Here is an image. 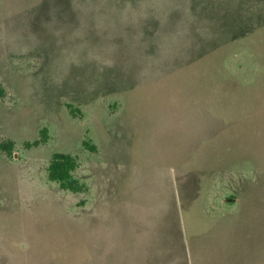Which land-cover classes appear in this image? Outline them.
<instances>
[{
	"label": "rangeland",
	"instance_id": "374dc122",
	"mask_svg": "<svg viewBox=\"0 0 264 264\" xmlns=\"http://www.w3.org/2000/svg\"><path fill=\"white\" fill-rule=\"evenodd\" d=\"M0 84V264H125L163 192L194 260L264 264V0H0Z\"/></svg>",
	"mask_w": 264,
	"mask_h": 264
},
{
	"label": "crops",
	"instance_id": "0c3cea01",
	"mask_svg": "<svg viewBox=\"0 0 264 264\" xmlns=\"http://www.w3.org/2000/svg\"><path fill=\"white\" fill-rule=\"evenodd\" d=\"M162 195L161 202L164 206L158 216L163 220V224L155 220L147 225L141 224V228L133 234L132 239L140 246L139 254L133 257L132 250L133 255L126 257L125 264H205L201 260L198 262L194 260L188 249L178 202L171 200L177 211L171 210L170 202L166 199L169 193H161L160 198ZM109 263L115 264L114 260H110Z\"/></svg>",
	"mask_w": 264,
	"mask_h": 264
},
{
	"label": "trees",
	"instance_id": "16d2710c",
	"mask_svg": "<svg viewBox=\"0 0 264 264\" xmlns=\"http://www.w3.org/2000/svg\"><path fill=\"white\" fill-rule=\"evenodd\" d=\"M7 90L0 84V100L5 98ZM71 108V106H69ZM2 149L8 154L12 151V144H4ZM77 159L69 153L53 154L47 169V178L65 191L74 194L87 193L89 186L76 176Z\"/></svg>",
	"mask_w": 264,
	"mask_h": 264
}]
</instances>
